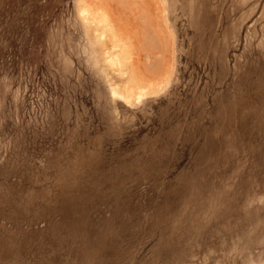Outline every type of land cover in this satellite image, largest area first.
Returning a JSON list of instances; mask_svg holds the SVG:
<instances>
[{
    "label": "rangeland",
    "instance_id": "1",
    "mask_svg": "<svg viewBox=\"0 0 264 264\" xmlns=\"http://www.w3.org/2000/svg\"><path fill=\"white\" fill-rule=\"evenodd\" d=\"M0 264H264V0H0Z\"/></svg>",
    "mask_w": 264,
    "mask_h": 264
},
{
    "label": "bare ground",
    "instance_id": "2",
    "mask_svg": "<svg viewBox=\"0 0 264 264\" xmlns=\"http://www.w3.org/2000/svg\"><path fill=\"white\" fill-rule=\"evenodd\" d=\"M84 13L82 12V14ZM103 23L104 21L101 24ZM98 40L102 41V38H98ZM121 57L123 56L120 55L118 52H115V51L111 52L110 49H107L103 53V58H102L103 60H106L107 62H109L110 66H116L114 70L117 71L116 73L118 75H115V77L118 78V81L122 80L123 82L122 84H115L112 86V92L114 95L123 97L127 101L132 102L134 100H140L146 93L157 92L162 89L161 84L160 85L159 84L157 85L156 84H152V85L146 84L145 83L146 78L139 75L137 71H134L133 69L128 70L129 75H127L128 79H126V73L128 71H126V69L122 67L123 58Z\"/></svg>",
    "mask_w": 264,
    "mask_h": 264
}]
</instances>
